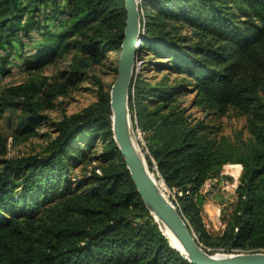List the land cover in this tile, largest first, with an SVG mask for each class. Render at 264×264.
Wrapping results in <instances>:
<instances>
[{"label":"trees","instance_id":"16d2710c","mask_svg":"<svg viewBox=\"0 0 264 264\" xmlns=\"http://www.w3.org/2000/svg\"><path fill=\"white\" fill-rule=\"evenodd\" d=\"M141 13L142 46L168 60L156 63L167 69L162 80L141 72L129 92L149 170L175 191V205L211 253L264 252V0H144ZM126 20L125 0H0L2 55L33 42L34 31L42 40L26 61L36 68L72 53L41 94L32 81L4 91L0 114L21 111L16 140L31 138L59 96L121 50ZM95 80L98 100L54 121L57 136L44 154L7 157L0 136V264H193L145 206L115 140L111 89ZM190 86L206 114L246 115L250 140L232 143L194 117L179 101ZM98 142V165L82 167ZM228 163L243 172L215 236L205 225L203 187Z\"/></svg>","mask_w":264,"mask_h":264},{"label":"rangeland","instance_id":"374dc122","mask_svg":"<svg viewBox=\"0 0 264 264\" xmlns=\"http://www.w3.org/2000/svg\"><path fill=\"white\" fill-rule=\"evenodd\" d=\"M150 7V6H149ZM142 14V13H141ZM33 42L27 43L26 46L18 44L13 49V53L2 55L0 52V103L4 91L23 83L35 82L36 89L40 90V94L44 91L49 83L55 81L57 75L66 70L69 66L72 53L68 56L56 57L52 62L45 64L42 68H36L32 62L26 61L35 53L34 47L36 42L42 40L38 32H33ZM74 53V52H73ZM121 50H111L106 53L104 60L88 70V77L85 81L71 87L66 95L59 96L52 109L43 112V120L37 126L36 133L27 140H16V129L18 127V117L20 110L12 111L11 108L6 109L0 114V136L4 137L6 144L7 157H21L29 155L44 154L48 144L57 134L55 133L53 122L63 119L64 116H69L84 110L87 106L95 103L98 100L97 87L95 78H100L108 89H112L114 82L118 76V62L120 59ZM161 54L147 52L142 46L139 62V80L142 72V79L149 77L154 83L159 82L164 78L167 69L157 67L156 63H168ZM32 63V64H31ZM144 69V72H143ZM177 76L173 75L169 83L177 80ZM136 82V81H135ZM190 92H185L180 96L179 101H183V105L189 107L190 113L198 119H204L217 129H220L218 134L230 139L232 143H238L242 140H250V132L248 129L247 116L242 114L236 108H230L226 115L206 114L201 107L194 106L196 93L192 86L189 87ZM112 110V109H111ZM133 123V121H132ZM133 136L143 155L148 153L146 148V139L142 130L132 124ZM81 144L85 145V140H81ZM104 151L103 142H98L90 151L93 156L82 167L88 164L91 169L99 163L98 154ZM81 168L73 170L74 174H79ZM243 172V166L240 164H225L221 170V176L209 180L205 185V192H208L207 202L204 206V220L210 223L208 229L213 235L221 234L224 229L221 225H225L223 221L224 213L227 214L232 210V205L236 201L234 185L239 183ZM150 173L155 177L157 184L165 191V194L171 201H176L175 191L169 189L163 179L155 171ZM162 181V182H161ZM236 182V183H235ZM200 240V239H199Z\"/></svg>","mask_w":264,"mask_h":264},{"label":"water","instance_id":"95a60500","mask_svg":"<svg viewBox=\"0 0 264 264\" xmlns=\"http://www.w3.org/2000/svg\"><path fill=\"white\" fill-rule=\"evenodd\" d=\"M144 0H125L127 20L118 76L111 89L113 132L132 180L160 230L169 239L171 232L186 251L172 245L193 264H264V252L222 254L211 253L199 240L181 209L171 201L150 173L146 158L133 136L129 109V92L139 77V54L144 41L142 4ZM164 182V180H163ZM165 183V182H164ZM166 185V183H165ZM167 186V185H166ZM170 241V239H169ZM171 243V241H170Z\"/></svg>","mask_w":264,"mask_h":264},{"label":"bare ground","instance_id":"6f19581e","mask_svg":"<svg viewBox=\"0 0 264 264\" xmlns=\"http://www.w3.org/2000/svg\"><path fill=\"white\" fill-rule=\"evenodd\" d=\"M138 152L140 153V149L139 147H137ZM162 182V181H161ZM164 183V182H163ZM165 184V183H164ZM159 185V184H158ZM162 189V188H161ZM169 236H170V241L172 245H176L177 247H179L181 249V251L187 256L186 251L183 249L182 245L179 243V241L177 240V238L171 233L169 232Z\"/></svg>","mask_w":264,"mask_h":264},{"label":"built area","instance_id":"2783aa9c","mask_svg":"<svg viewBox=\"0 0 264 264\" xmlns=\"http://www.w3.org/2000/svg\"><path fill=\"white\" fill-rule=\"evenodd\" d=\"M214 180H216V179H214ZM214 180H211V181H214ZM208 183V182H207ZM206 183V184H207ZM236 183V182H235ZM205 184V185H206ZM237 187H238V185H237V183L234 185V188H235V193H236V189H237ZM203 193H208V192H205V186L203 187ZM206 228L207 229H209L210 228V223H208L207 221H206ZM222 226V228H224L225 227V225L223 226V225H221Z\"/></svg>","mask_w":264,"mask_h":264}]
</instances>
